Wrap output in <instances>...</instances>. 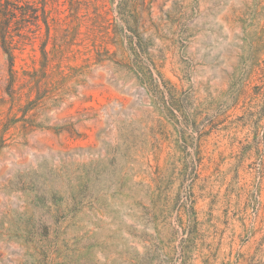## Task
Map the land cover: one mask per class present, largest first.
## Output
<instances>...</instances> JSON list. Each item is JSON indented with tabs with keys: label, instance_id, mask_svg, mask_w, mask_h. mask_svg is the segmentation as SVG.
I'll return each instance as SVG.
<instances>
[{
	"label": "rangeland",
	"instance_id": "374dc122",
	"mask_svg": "<svg viewBox=\"0 0 264 264\" xmlns=\"http://www.w3.org/2000/svg\"><path fill=\"white\" fill-rule=\"evenodd\" d=\"M0 3V264H264V0Z\"/></svg>",
	"mask_w": 264,
	"mask_h": 264
},
{
	"label": "trees",
	"instance_id": "16d2710c",
	"mask_svg": "<svg viewBox=\"0 0 264 264\" xmlns=\"http://www.w3.org/2000/svg\"><path fill=\"white\" fill-rule=\"evenodd\" d=\"M6 1H8V0H5V2H6ZM2 5H3V4L0 3V29H1V31H0V36H1V39H2L3 44H6V43H7V39H6L5 35H4L6 29H2L1 23H2V20L5 18V17H4V16H5V11H7V10H6V6L1 7ZM26 5H29V7H30L32 10H34V11H37V9H38V8H36V7L31 6V5L28 4V3H26ZM46 5H47V0H41V6H40L39 9L41 10L43 17L47 16V14H48V12H49V11L47 10V8H46ZM10 55H11V58H13V55H12V54H10Z\"/></svg>",
	"mask_w": 264,
	"mask_h": 264
}]
</instances>
